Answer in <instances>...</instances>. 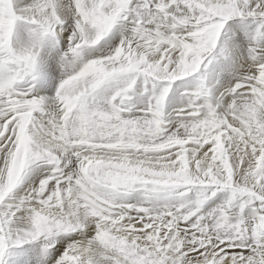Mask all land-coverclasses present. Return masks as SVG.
I'll return each mask as SVG.
<instances>
[{"label":"snow or ice","instance_id":"1","mask_svg":"<svg viewBox=\"0 0 264 264\" xmlns=\"http://www.w3.org/2000/svg\"><path fill=\"white\" fill-rule=\"evenodd\" d=\"M0 264H264V0H0Z\"/></svg>","mask_w":264,"mask_h":264}]
</instances>
